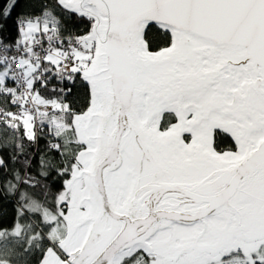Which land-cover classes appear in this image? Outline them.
<instances>
[{
    "label": "snow or ice",
    "instance_id": "obj_1",
    "mask_svg": "<svg viewBox=\"0 0 264 264\" xmlns=\"http://www.w3.org/2000/svg\"><path fill=\"white\" fill-rule=\"evenodd\" d=\"M0 196V264H264V0H2Z\"/></svg>",
    "mask_w": 264,
    "mask_h": 264
},
{
    "label": "trees",
    "instance_id": "obj_2",
    "mask_svg": "<svg viewBox=\"0 0 264 264\" xmlns=\"http://www.w3.org/2000/svg\"><path fill=\"white\" fill-rule=\"evenodd\" d=\"M0 4H2V0H0ZM19 7L17 8V11H19ZM15 15V13H14ZM11 21H9V24L11 25ZM12 35H15L13 32ZM43 143V142H41ZM13 203L14 198L12 197H3L0 196V212H5V223L10 224L13 216Z\"/></svg>",
    "mask_w": 264,
    "mask_h": 264
},
{
    "label": "built area",
    "instance_id": "obj_3",
    "mask_svg": "<svg viewBox=\"0 0 264 264\" xmlns=\"http://www.w3.org/2000/svg\"><path fill=\"white\" fill-rule=\"evenodd\" d=\"M13 111H15V109H13Z\"/></svg>",
    "mask_w": 264,
    "mask_h": 264
}]
</instances>
